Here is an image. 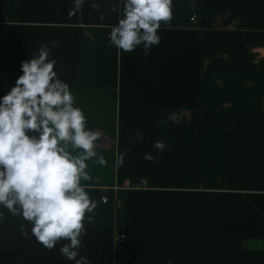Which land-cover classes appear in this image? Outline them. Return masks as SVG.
Wrapping results in <instances>:
<instances>
[{"label":"crops","instance_id":"1","mask_svg":"<svg viewBox=\"0 0 264 264\" xmlns=\"http://www.w3.org/2000/svg\"><path fill=\"white\" fill-rule=\"evenodd\" d=\"M91 2L69 18L74 0H0V97L22 61L58 41L54 70L100 135L107 164L86 161L91 178L81 183L97 207L80 255L90 264H243L245 249L264 246V0H173L146 59L142 47L109 43L123 0H95L103 20ZM0 211V264H75L60 254L66 241L48 251L30 222Z\"/></svg>","mask_w":264,"mask_h":264},{"label":"clouds","instance_id":"2","mask_svg":"<svg viewBox=\"0 0 264 264\" xmlns=\"http://www.w3.org/2000/svg\"><path fill=\"white\" fill-rule=\"evenodd\" d=\"M84 2L74 0L69 18ZM172 2L123 0L120 18L110 31V45L128 53L142 47L141 59H146L152 47L161 42V22L172 19ZM89 6L101 12L95 0ZM110 10L117 12V6L112 5ZM105 15L101 12L100 19ZM58 43L42 44L30 60L22 61V75L0 97V206L13 217L30 222L32 236L48 251L66 241L59 248L65 259L90 264L80 252L84 247L82 237L87 234L85 216L93 213L97 204L81 181L91 178L86 161L99 165L107 161L97 155L99 133L86 128V117L74 106L70 85L54 70L57 61L50 58L51 50ZM167 119L179 123L175 115ZM142 139L143 134L137 130L135 140ZM153 148L164 151L166 144L158 140ZM130 151L126 148L120 155L121 164ZM144 158L153 160L147 153ZM4 218L0 211V223ZM87 219L91 222L93 216ZM20 231L23 238H30L24 224ZM166 264H173V260L169 258Z\"/></svg>","mask_w":264,"mask_h":264},{"label":"trees","instance_id":"3","mask_svg":"<svg viewBox=\"0 0 264 264\" xmlns=\"http://www.w3.org/2000/svg\"><path fill=\"white\" fill-rule=\"evenodd\" d=\"M243 264H264V246L261 249H245Z\"/></svg>","mask_w":264,"mask_h":264},{"label":"built area","instance_id":"4","mask_svg":"<svg viewBox=\"0 0 264 264\" xmlns=\"http://www.w3.org/2000/svg\"><path fill=\"white\" fill-rule=\"evenodd\" d=\"M195 19V16H192L191 17V20H194ZM107 200V198H103V201H106ZM123 238H124V235H120V237H119V241H122L123 240Z\"/></svg>","mask_w":264,"mask_h":264}]
</instances>
